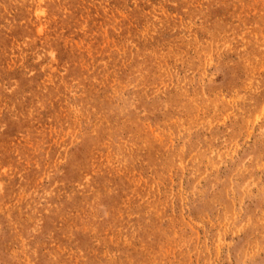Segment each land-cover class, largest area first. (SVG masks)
Listing matches in <instances>:
<instances>
[{"label":"rangeland","instance_id":"rangeland-1","mask_svg":"<svg viewBox=\"0 0 264 264\" xmlns=\"http://www.w3.org/2000/svg\"><path fill=\"white\" fill-rule=\"evenodd\" d=\"M0 264H264V0H0Z\"/></svg>","mask_w":264,"mask_h":264},{"label":"bare ground","instance_id":"bare-ground-1","mask_svg":"<svg viewBox=\"0 0 264 264\" xmlns=\"http://www.w3.org/2000/svg\"><path fill=\"white\" fill-rule=\"evenodd\" d=\"M166 76V75H165ZM118 83V82H117ZM6 88V87H5ZM262 110V109H261ZM116 118V117H115ZM94 126V125H93ZM120 138V137H119ZM124 150V149H123ZM177 152V151H176ZM186 164V163H185ZM221 164V163H220Z\"/></svg>","mask_w":264,"mask_h":264}]
</instances>
